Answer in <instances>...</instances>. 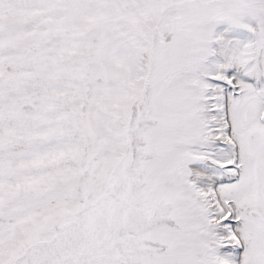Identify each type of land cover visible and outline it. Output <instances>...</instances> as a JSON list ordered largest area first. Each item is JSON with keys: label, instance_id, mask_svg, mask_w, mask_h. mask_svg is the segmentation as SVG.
I'll return each mask as SVG.
<instances>
[{"label": "snow or ice", "instance_id": "6c2138e0", "mask_svg": "<svg viewBox=\"0 0 264 264\" xmlns=\"http://www.w3.org/2000/svg\"><path fill=\"white\" fill-rule=\"evenodd\" d=\"M0 264H264V0H0Z\"/></svg>", "mask_w": 264, "mask_h": 264}]
</instances>
